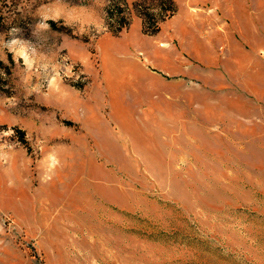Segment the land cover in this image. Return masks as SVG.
I'll list each match as a JSON object with an SVG mask.
<instances>
[{
    "label": "rangeland",
    "instance_id": "rangeland-1",
    "mask_svg": "<svg viewBox=\"0 0 264 264\" xmlns=\"http://www.w3.org/2000/svg\"><path fill=\"white\" fill-rule=\"evenodd\" d=\"M109 1H0V264H264V0Z\"/></svg>",
    "mask_w": 264,
    "mask_h": 264
},
{
    "label": "trees",
    "instance_id": "trees-1",
    "mask_svg": "<svg viewBox=\"0 0 264 264\" xmlns=\"http://www.w3.org/2000/svg\"><path fill=\"white\" fill-rule=\"evenodd\" d=\"M4 1V0H0ZM135 14L141 18L144 34L152 35L157 32V23L169 17L175 10L172 0H136L133 2ZM106 19L112 33H118L130 23V11L125 0H110L106 8ZM50 27L56 30H63V27H56L55 22L48 21ZM3 17L0 16V27L3 26ZM65 124H70L66 121ZM22 134V131L17 130Z\"/></svg>",
    "mask_w": 264,
    "mask_h": 264
},
{
    "label": "clouds",
    "instance_id": "clouds-1",
    "mask_svg": "<svg viewBox=\"0 0 264 264\" xmlns=\"http://www.w3.org/2000/svg\"><path fill=\"white\" fill-rule=\"evenodd\" d=\"M49 159H50V160H53L54 157L50 155V156H49ZM52 166L54 167V164H52Z\"/></svg>",
    "mask_w": 264,
    "mask_h": 264
}]
</instances>
